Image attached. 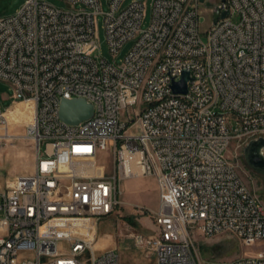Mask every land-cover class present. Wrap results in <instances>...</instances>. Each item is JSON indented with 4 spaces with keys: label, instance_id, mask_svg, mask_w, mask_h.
<instances>
[{
    "label": "built area",
    "instance_id": "2783aa9c",
    "mask_svg": "<svg viewBox=\"0 0 264 264\" xmlns=\"http://www.w3.org/2000/svg\"><path fill=\"white\" fill-rule=\"evenodd\" d=\"M61 1L23 0L0 19V81L32 108L13 126V105L0 108V142L23 125L33 152L30 173L0 184V264H119L113 249L96 254L97 221L117 209L122 181L143 176L159 205L136 246L156 264H264V204L227 155L264 138V0H152L144 29L141 0H107L106 12L100 0ZM208 12L217 20L202 32ZM99 15L112 57L134 41L119 64L95 56ZM184 73L187 90L174 93ZM61 99H84L92 117L64 123ZM101 152L109 174L97 171ZM195 232L260 250L204 263Z\"/></svg>",
    "mask_w": 264,
    "mask_h": 264
},
{
    "label": "rangeland",
    "instance_id": "374dc122",
    "mask_svg": "<svg viewBox=\"0 0 264 264\" xmlns=\"http://www.w3.org/2000/svg\"><path fill=\"white\" fill-rule=\"evenodd\" d=\"M16 0H0V19L14 15L22 6L23 0L12 6ZM51 4L58 9H66L61 0H39ZM131 0H124L121 9H124ZM145 4V15L142 20V28H146L151 19L152 0H141ZM101 10H108L107 0H100ZM217 20L209 12L205 14V22L200 30L206 31L210 25ZM96 43L98 49L95 56L109 62L119 64L131 50L134 41L124 43L115 57L109 52L103 28V16L99 15L96 22ZM13 90L8 83L0 81V108L5 110L12 105ZM12 113L24 115L20 108L13 105ZM134 119V110L128 108L120 113V120L126 122ZM15 120V118H14ZM23 125L11 127V134L16 136L8 142H0V184L3 185L8 179L15 175L30 173L33 169L32 163V141L22 138L24 134ZM243 149L237 143L231 142L228 149V157L234 160L236 171L246 183L249 190L262 204H264V176L259 175L246 165L243 157ZM19 157V161L16 159ZM20 161L23 162L20 163ZM97 171L105 174L112 172V157L108 152H101L97 156ZM121 192L120 204L115 212L108 218H102L96 225V254L113 249L119 257V264H156L153 252L147 249H139L136 246V237L148 236L155 229L152 211L159 205V196L155 180L152 177L143 176L124 180L119 185ZM198 257L205 263L208 259L215 261H230L240 256H250L260 250L257 246L246 247L233 236L218 235L205 237L199 232L193 234ZM212 257V258H211Z\"/></svg>",
    "mask_w": 264,
    "mask_h": 264
},
{
    "label": "water",
    "instance_id": "95a60500",
    "mask_svg": "<svg viewBox=\"0 0 264 264\" xmlns=\"http://www.w3.org/2000/svg\"><path fill=\"white\" fill-rule=\"evenodd\" d=\"M21 0H16L11 8L17 5ZM225 13L222 15L224 16ZM188 73H184L179 82L172 85L174 93H185ZM93 115V106L84 99H61L58 116L61 121L69 125H77L80 122L91 118ZM264 138L251 140L243 149V157L246 165L253 172L264 176Z\"/></svg>",
    "mask_w": 264,
    "mask_h": 264
},
{
    "label": "crops",
    "instance_id": "0c3cea01",
    "mask_svg": "<svg viewBox=\"0 0 264 264\" xmlns=\"http://www.w3.org/2000/svg\"><path fill=\"white\" fill-rule=\"evenodd\" d=\"M12 105H15L16 107H18V108H20L21 109V111H22V114L24 115V120H22V122L23 123H29L30 121H31V119H32V108H31V106L30 105H25V104H20V103H14V104H12ZM11 105V106H12ZM7 116H8V118H9V122H10V124L13 126V123H14V117H15V115L12 113V109L11 108H9V110L7 111ZM16 159L18 160L19 159V157H16ZM20 160V159H19ZM18 160V161H19ZM20 163H22L23 164V162L22 161H20ZM17 176H20V175H15V177H17ZM14 178V177H13Z\"/></svg>",
    "mask_w": 264,
    "mask_h": 264
},
{
    "label": "bare ground",
    "instance_id": "6f19581e",
    "mask_svg": "<svg viewBox=\"0 0 264 264\" xmlns=\"http://www.w3.org/2000/svg\"><path fill=\"white\" fill-rule=\"evenodd\" d=\"M12 126V125H11Z\"/></svg>",
    "mask_w": 264,
    "mask_h": 264
}]
</instances>
